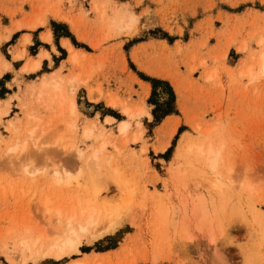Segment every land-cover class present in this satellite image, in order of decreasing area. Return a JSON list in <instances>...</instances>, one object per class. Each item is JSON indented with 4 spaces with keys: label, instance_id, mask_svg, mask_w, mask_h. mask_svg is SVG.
I'll return each instance as SVG.
<instances>
[{
    "label": "rangeland",
    "instance_id": "1",
    "mask_svg": "<svg viewBox=\"0 0 264 264\" xmlns=\"http://www.w3.org/2000/svg\"><path fill=\"white\" fill-rule=\"evenodd\" d=\"M37 20L46 24L25 26ZM49 24L56 36L68 33L69 26L74 31V25L81 41L72 36L74 44L89 53L73 65L68 59L50 76L46 72L53 68L44 65L14 77L9 91L26 87L25 98L0 101V264H244L240 245L249 243V235L241 217L229 226L234 243L220 237L213 243L209 234L221 192L213 186L216 180L226 183L225 197L249 218L248 202L264 211V73L259 62L264 0H0V52L7 56L1 43L13 30ZM24 39L25 47L30 41L24 44ZM1 53L0 75L7 68ZM45 76L48 84H43ZM73 76L87 84L71 95ZM8 77L0 79V97L7 96L2 84ZM145 77L168 80L174 97L165 84L152 95ZM88 87L102 93L99 102L89 100ZM111 98L120 105L109 106ZM166 103L173 112L164 118ZM122 106L134 116L122 113ZM141 108L152 118L136 115ZM108 117L115 120L107 122ZM124 120L130 129L121 134L118 125ZM87 128L91 137L84 135ZM24 139L29 140L25 151L5 156L8 147ZM102 145L100 172L115 169L127 183L121 191L107 180V203L121 206L115 228L102 237H84L79 251L61 259L33 258L29 250L61 236L65 218L79 212L87 198L94 197L97 207L104 203L92 196L85 166ZM199 147L218 156V173ZM34 240H39L37 247ZM22 241L30 243L23 254Z\"/></svg>",
    "mask_w": 264,
    "mask_h": 264
},
{
    "label": "bare ground",
    "instance_id": "2",
    "mask_svg": "<svg viewBox=\"0 0 264 264\" xmlns=\"http://www.w3.org/2000/svg\"><path fill=\"white\" fill-rule=\"evenodd\" d=\"M62 21H66L72 24V21L69 19V21L63 17L60 18ZM45 20H37L30 24L25 25L29 29H36L39 26L45 25ZM22 25H17L18 28H20ZM73 29L75 31V27L73 25ZM76 32V31H75ZM77 33V32H76ZM26 37V36H25ZM45 40H50V35L43 36ZM1 41V37H0ZM30 39L27 37L24 39V44L29 42ZM71 50V57L69 59L70 65L76 64L80 61V56L77 54L76 51H73L72 47H70ZM26 55V48L21 49L19 52L15 53V58L24 57ZM88 54L86 52H82V57L87 56ZM42 57H49L50 55L48 52H40L38 59H28L27 63L25 65L26 70H36L39 68L40 65V58ZM259 62H260V71L261 73H264V51L259 54ZM154 74V72L152 73ZM43 84H48V78L45 76L43 78ZM53 82V81H52ZM86 79L79 80V76H73L70 77L68 81L69 91L71 95H74L78 88L81 85H86ZM54 87L57 90H60V83L58 81H55ZM149 92V90H148ZM147 92V93H148ZM102 93L98 92L97 89L88 87V97L90 101H100L102 99ZM61 98H63L61 94ZM65 100V98H64ZM2 101V100H0ZM60 103H63L61 99L59 98ZM107 104L111 107H117L120 105L119 102H117L115 99L111 98L108 99ZM70 110L72 112L76 111V103L73 99H70ZM1 113H7L6 111H1ZM122 113L125 115L133 117L135 113L126 106H122ZM148 115L150 118H152L151 113L149 110H146V108H141L136 115ZM115 119L112 117L106 118L107 122H113ZM18 129H20L18 127ZM130 129V121L124 120L119 122L118 130L121 134H126L129 132ZM17 130V129H15ZM33 130L29 131L28 139L30 140L33 137ZM93 134V131L89 128L85 129L84 135L85 137H91ZM1 133H0V139H1ZM30 136V138H29ZM26 139V138H25ZM24 139V140H25ZM23 144H20L19 141L8 147L7 150H5L6 154L5 156H8V153H17L21 150L25 151V147L27 145V141L25 140ZM36 147L38 144L34 142ZM104 148V145H102L101 148L97 149L94 154L90 157V160L86 163V169H87V180L89 181L92 189L91 192H93L92 196H95L96 198H99L103 200V204L101 207H97L92 204L95 199L94 197H89L86 199V205L83 206L79 212L74 210L72 214H69L65 220H64V230L61 233V236L56 238L53 241H45L41 242V245L36 251L29 250L31 252V256L35 259H42V258H48L53 257L56 259H61L65 257L66 255L76 252L80 250V244L82 243V239L84 237H88L91 239H95L98 237H102L108 233H110L117 223V213L121 206L109 204L107 202V195L108 192V184L107 180L111 179L114 180L117 184V188L119 190H124L125 187H127V183L125 180L121 179L119 177L118 171L113 169L110 170L109 167L107 168L108 174L101 173L99 170L101 159L98 157V151L102 150ZM189 151L192 150L191 147L188 149ZM77 156L81 157L80 150H76ZM198 153L200 155H204L207 157V160L209 162V167L214 173H218L219 171V165H218V156H213L212 150L209 149L208 151H204L202 147L198 148ZM93 163L96 165V168L93 167ZM24 170V171H22ZM22 172H28V169H22ZM54 178L59 180V170H55L53 174ZM214 188H216L219 191L218 197L214 202V213L217 217V221L215 224L212 225L211 233L209 234V239L211 242L216 243L218 238L220 237L224 242L234 243V239L230 233V227L232 222L235 220V217L238 216V218L241 217V219L246 223L247 225V233L249 235V243L245 244L244 246L240 245L242 254L244 257V264H264V211L257 208L253 203L248 202V210L251 213L250 218L248 217L247 213H245L239 206L235 203L231 202L230 197H225V182H221L219 180H216L213 184ZM227 191V190H226ZM129 194V193H128ZM127 194V197L125 200L127 202L130 200V195ZM109 196V195H108ZM48 200L45 202L47 203ZM109 204V205H108ZM107 208V209H106ZM48 213L51 212L49 208L46 209ZM55 213V212H54ZM165 217H169V211L168 209H163L161 212ZM171 213V211H170ZM56 215L57 220H61L62 216V210L60 208L56 209ZM115 216V218H114ZM199 216V215H198ZM170 218V217H169ZM237 218V217H236ZM203 219V218H202ZM61 222V221H60ZM185 237V236H184ZM39 240H34L33 245L37 247ZM181 246L183 249H185V242L183 241L181 243ZM26 249H30V243L27 241H22L21 243V254L24 253ZM186 250V249H185ZM23 261V260H22ZM79 261H73L69 264H78Z\"/></svg>",
    "mask_w": 264,
    "mask_h": 264
},
{
    "label": "crops",
    "instance_id": "3",
    "mask_svg": "<svg viewBox=\"0 0 264 264\" xmlns=\"http://www.w3.org/2000/svg\"><path fill=\"white\" fill-rule=\"evenodd\" d=\"M55 24L64 25L63 23H59V21L55 22ZM66 29L68 33H64V34L60 33L57 36L54 34V30L50 26V24L48 27L42 28L40 30H16L15 29L12 31V33L10 34V37L5 39L1 43V44H6L5 51L7 53V56L2 54L1 52L0 53L4 57L2 59L3 66L7 68L4 69L3 72L1 73L0 79H2L5 75H8L9 77L5 78L2 84V86L6 89L4 93L7 94V96L0 97V100L6 101L11 96H12V99L17 98L15 95H17L20 99L25 98L26 87H22L20 89V93H16V91L15 92L13 91V94H11V92L9 91V89H13L12 86L14 85V81H13L14 77H20V76L24 77L25 75L36 73L38 71H41L44 65L47 67L53 68V70L49 71V73L46 72V75L50 76L54 72L58 73V71L60 70V66L66 63L68 59H70L71 57L70 47H72L73 51H76L78 55H81L83 51L88 52L85 50V48L78 47L76 46V44H74L72 40V36L74 37V39H76L77 42H81V41L77 36L74 35L75 33L72 30L71 26H69V28L67 27ZM47 35H50V40L43 39V36H47ZM25 36L27 37L29 36L30 42L24 47L22 45V40L24 39ZM156 40L159 42L163 41V39H156ZM64 43L66 45H64ZM139 43L140 42L133 44L130 48V51L132 50V48L134 49L136 46H138ZM23 48H26V55L24 57L15 58L14 56L15 53ZM44 51L49 52L50 58H47V57L40 58V65L36 71L24 69L28 59H38L40 52H44ZM0 63L2 64V62ZM143 81L149 83L146 80H143ZM12 103L15 104L14 100L12 101ZM17 105L19 106V102L17 103Z\"/></svg>",
    "mask_w": 264,
    "mask_h": 264
},
{
    "label": "trees",
    "instance_id": "4",
    "mask_svg": "<svg viewBox=\"0 0 264 264\" xmlns=\"http://www.w3.org/2000/svg\"><path fill=\"white\" fill-rule=\"evenodd\" d=\"M76 46H78V45H76ZM79 47V46H78ZM150 77V76H149ZM155 77H152V78H148V77H145V80H148V81H150L151 83H152V95H155V93H156V86L158 85V84H165V85H167V87H168V89H169V92H170V96H171V98H173L174 97V94H173V92H172V90H171V88H170V86L172 87V89L174 90V88H173V86L171 85V83L168 81V80H165V81H163V79H158V78H155ZM169 83V85H168V83ZM174 93H175V91H174ZM175 95H176V93H175ZM149 102H150V100H149ZM170 105H168V103H166V105H165V107H164V109H162V116L161 117H163L164 116V118L166 117V116H168V115H171V114H169V113H171V112H173L172 111V109L169 107ZM160 107V106H159ZM153 114H154V111H153ZM163 118V119H164ZM115 248V247H114Z\"/></svg>",
    "mask_w": 264,
    "mask_h": 264
}]
</instances>
